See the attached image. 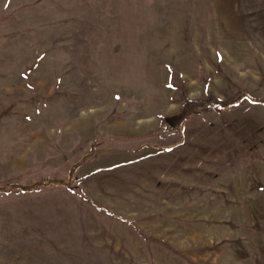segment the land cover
<instances>
[{
	"label": "rangeland",
	"instance_id": "obj_1",
	"mask_svg": "<svg viewBox=\"0 0 264 264\" xmlns=\"http://www.w3.org/2000/svg\"><path fill=\"white\" fill-rule=\"evenodd\" d=\"M264 0H0V264H264Z\"/></svg>",
	"mask_w": 264,
	"mask_h": 264
},
{
	"label": "trees",
	"instance_id": "obj_2",
	"mask_svg": "<svg viewBox=\"0 0 264 264\" xmlns=\"http://www.w3.org/2000/svg\"><path fill=\"white\" fill-rule=\"evenodd\" d=\"M243 98H247L248 100L255 101V102H263L264 101L261 98L249 96L246 93H240L235 97H230V98H226V99L210 98V99H206V100L199 99L196 101L195 100H193V101L189 100L188 103H185L182 106V108L180 109V111L177 114L166 117L164 122H168V121L172 120L170 125H174L177 121L183 119V117H185V115H187L190 112L192 106H203V107L213 106V107H217V108H228L230 105H234V104L238 103V101L242 100ZM93 151H95V150L93 148H91L87 154L82 156L78 162H76L75 164H73L70 167L69 174H68L69 180H64L61 178H47L46 177V178L39 179L32 184H24V185L6 184L3 186H0V193L9 192L14 187H17L19 189V191L29 192L33 189H36L37 187H39L41 185H49V184L64 186L67 189L71 188V186H72L71 177H72L74 171L77 169V167L79 165L84 163V161L93 153Z\"/></svg>",
	"mask_w": 264,
	"mask_h": 264
}]
</instances>
